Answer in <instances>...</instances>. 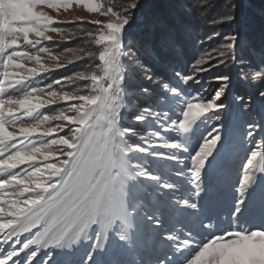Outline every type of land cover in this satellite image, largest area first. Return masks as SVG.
I'll return each instance as SVG.
<instances>
[{
    "label": "snow or ice",
    "instance_id": "1",
    "mask_svg": "<svg viewBox=\"0 0 264 264\" xmlns=\"http://www.w3.org/2000/svg\"><path fill=\"white\" fill-rule=\"evenodd\" d=\"M76 6L97 18H60ZM144 8L142 0H0V264H50L44 249L75 251L89 229L108 257L85 253L89 264H264V123L245 124L242 175L223 216L208 207L204 182L222 136L213 124L197 137L228 107L231 76L219 69L264 87V38L257 46L241 35L250 21L238 4L210 19L215 5L197 4L209 26L238 27L205 34L185 63L196 9L182 6L176 18ZM209 73L216 87L206 96Z\"/></svg>",
    "mask_w": 264,
    "mask_h": 264
},
{
    "label": "rangeland",
    "instance_id": "2",
    "mask_svg": "<svg viewBox=\"0 0 264 264\" xmlns=\"http://www.w3.org/2000/svg\"><path fill=\"white\" fill-rule=\"evenodd\" d=\"M49 11H50V14L56 15L55 10H49ZM74 17H86L88 19L97 18L95 16L88 14L86 10L81 9L78 6L73 7L71 10H68L66 12L62 11L60 14V18L65 19V20L72 19ZM203 26L205 27V25H202V24L195 25V26L189 25L188 32L183 37V42L184 44L185 42H188V39H185V37H188L191 39L190 47L192 46L193 53L187 55V50L189 47L184 45L183 55L181 56V60L183 62L193 63L194 62L193 58L197 57L199 54V39H202L207 33L209 34L212 33L211 31L206 30ZM65 27H71L73 28V30H75L74 25H65ZM84 27L88 30H91L90 26L88 25H85ZM249 27H242L244 28V33H241V35L244 36L246 33H248ZM221 30L222 31L218 32L221 34V37L231 33L229 31L225 32L224 29H221ZM55 38L59 40V37H55ZM262 38H264V36H262V32H258L257 30L255 37L253 38L250 37L249 39H246V40H248V42L251 44L253 41L255 42L259 41V44H260ZM215 42L218 43L219 41H215ZM215 44L216 43H213V46H215ZM158 45L159 47H161L160 44ZM75 46L76 44H74L71 41H68L63 45V47H75ZM62 50L63 48L59 49L57 51V54H59L60 51ZM163 55H166V53H164ZM62 59H66V58L62 57ZM158 66L161 70L166 67L165 64H158ZM79 68H80V65L77 64V65H69L65 69L57 70V72L53 73L50 76L48 82H51V79L58 78L61 75H68L71 72L78 70ZM170 71L171 70L169 69V72ZM221 72L231 76V87L229 90V98H228V101L227 100L225 101V99L222 98L223 103H225L226 105H230V103L231 102L233 103L234 101V103L238 104V101L234 99V97L236 96L243 97L244 102H250V100L253 97H256L259 102V105L261 104V108L264 109V97H260L259 95L260 91H264V87L260 86L259 81L252 80L251 76H249L247 80L242 78V73L238 72L237 69L234 67H232L230 71L228 68ZM212 75H213L212 73H209L202 77L203 88L207 89V91L204 93L206 96L210 95L212 93V89L216 87V85L213 84L211 81ZM237 79H239V82L237 81ZM133 83H136V81H134ZM241 90H245V91L242 92ZM213 124H215L219 134L222 136V140L220 144L218 145V149L216 153L214 154L215 159L212 161L211 167L206 171L204 175V182H205V188L209 192V196L207 197L208 207L211 210H214L223 216V215H226L225 206L227 202L231 200L232 198V195L234 192L235 181L242 175V173L239 172L238 170V165L241 162L240 157L244 155V148L246 147L245 140H247L248 138L244 135V133L247 130L245 127L246 123L241 129H238V131H236L237 138H238L237 141L231 143L230 140L234 138V135L232 133L230 125H228L226 129L225 128L220 129V126L222 123L212 122V121H209L207 124L201 125V128L199 132L197 133V137H199L201 133L207 136V133L212 130ZM260 138H261L260 135H256L255 137H253V139H255L256 141H259ZM196 142L197 140H194L193 147L190 148V151L193 154L195 150L194 145ZM199 142H202V141H199ZM164 151L167 152L168 150L165 149ZM185 155H188V154L185 153ZM174 171L175 169H173V172ZM177 184L179 186V181H177ZM162 191H166V190H162ZM180 194L181 193L177 192L174 194V196H178ZM93 228H95V226H93ZM88 235L91 238L83 239L80 242V244L76 246L75 251L69 250V249H65L63 251L59 249H51V250L47 248L44 249V251L48 253V256H44V259L47 260L50 257V264H77V262L80 260H84L85 264H89V262L87 261V257L85 256V253L92 254L94 259H99V260L108 259V257L106 256L99 255L97 250H95L92 247V245H94L96 242L95 235L92 229L88 230ZM114 239H115L114 236L110 237L109 242H111ZM43 255L44 254L42 252L41 256ZM36 264H40L39 259H37Z\"/></svg>",
    "mask_w": 264,
    "mask_h": 264
},
{
    "label": "trees",
    "instance_id": "3",
    "mask_svg": "<svg viewBox=\"0 0 264 264\" xmlns=\"http://www.w3.org/2000/svg\"><path fill=\"white\" fill-rule=\"evenodd\" d=\"M116 2H121V0H116ZM142 2L145 5V8L143 10H147L148 7L155 8L160 13L164 14L165 16H168L170 14V17H176L179 18V14L182 11V6L187 8L189 12H192L193 9H196L195 14L191 15L188 18V25H205V29L211 31L212 33L214 31L219 32L222 31L221 29H224L225 32L229 31L231 33H234L237 31L238 24L232 23V24H224V25H215V26H209L203 16L202 13L199 12V9L196 8L197 4H204L208 3L210 5L214 4L215 8L211 9V11L208 13V18L210 19L213 17L217 10L222 9L227 3H232L234 5L238 4L239 8L237 9V14L239 17L247 18L250 21V27L248 28V33L244 35L246 39H249L250 37L253 38L256 35V32H262L264 34V0H142ZM189 4L191 7H189ZM143 19V17H141ZM202 27V28H203ZM241 33H244V28H240ZM135 26H134V29ZM209 34V33H207ZM161 38V39H160ZM160 39V40H159ZM162 37L157 36L158 44L161 45L159 47L160 53L163 55L164 53L167 54L166 49L162 45ZM185 39H188V42H185L184 45H186L188 48L187 55L193 53L192 46L190 47V38L185 37ZM217 43V42H213ZM253 45H259V41H253ZM193 56V55H192ZM226 66V65H225ZM222 69H219L218 71H223L228 69L230 66H226ZM243 80V79H242ZM247 80V79H246ZM239 82V79H237ZM245 82V81H243ZM246 90V89H245ZM245 90H241L242 92ZM250 99V98H249ZM228 101V99H225V101ZM221 121H212V122H221L220 129L227 128L228 125H230L232 133L234 135V138L231 141L236 142L237 141V134L236 131L238 129H241L246 122L255 121L258 125L261 123H264V109L261 108V104L259 105V102L256 97H253L250 102H244L243 104H240L238 101L237 103L231 102L230 105H228L227 108L221 111ZM208 123V122H207Z\"/></svg>",
    "mask_w": 264,
    "mask_h": 264
}]
</instances>
